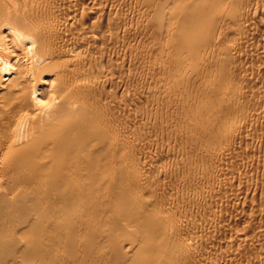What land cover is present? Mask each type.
I'll return each instance as SVG.
<instances>
[{
  "label": "bare ground",
  "instance_id": "obj_1",
  "mask_svg": "<svg viewBox=\"0 0 264 264\" xmlns=\"http://www.w3.org/2000/svg\"><path fill=\"white\" fill-rule=\"evenodd\" d=\"M0 264H264V0H0Z\"/></svg>",
  "mask_w": 264,
  "mask_h": 264
}]
</instances>
